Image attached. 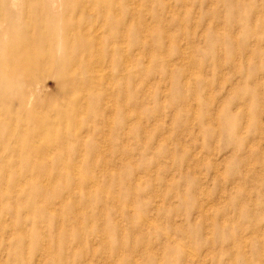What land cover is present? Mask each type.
I'll list each match as a JSON object with an SVG mask.
<instances>
[{
	"label": "rangeland",
	"instance_id": "obj_1",
	"mask_svg": "<svg viewBox=\"0 0 264 264\" xmlns=\"http://www.w3.org/2000/svg\"><path fill=\"white\" fill-rule=\"evenodd\" d=\"M0 264H264V0H0Z\"/></svg>",
	"mask_w": 264,
	"mask_h": 264
}]
</instances>
